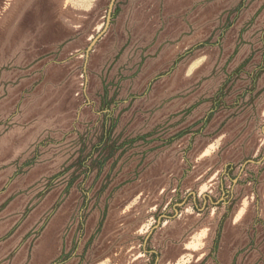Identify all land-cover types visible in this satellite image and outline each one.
<instances>
[{
	"label": "rangeland",
	"instance_id": "rangeland-1",
	"mask_svg": "<svg viewBox=\"0 0 264 264\" xmlns=\"http://www.w3.org/2000/svg\"><path fill=\"white\" fill-rule=\"evenodd\" d=\"M0 264H264V0H0Z\"/></svg>",
	"mask_w": 264,
	"mask_h": 264
},
{
	"label": "water",
	"instance_id": "water-1",
	"mask_svg": "<svg viewBox=\"0 0 264 264\" xmlns=\"http://www.w3.org/2000/svg\"><path fill=\"white\" fill-rule=\"evenodd\" d=\"M100 36H101V35H100ZM100 36H99V37H100ZM99 37H97V38L95 39L94 43L96 42V40H97Z\"/></svg>",
	"mask_w": 264,
	"mask_h": 264
}]
</instances>
